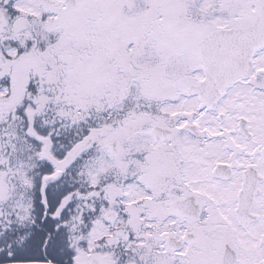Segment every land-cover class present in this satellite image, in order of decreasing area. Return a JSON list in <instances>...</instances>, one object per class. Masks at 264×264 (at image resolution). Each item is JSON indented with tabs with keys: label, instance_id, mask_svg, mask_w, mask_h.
Returning <instances> with one entry per match:
<instances>
[{
	"label": "snow or ice",
	"instance_id": "obj_1",
	"mask_svg": "<svg viewBox=\"0 0 264 264\" xmlns=\"http://www.w3.org/2000/svg\"><path fill=\"white\" fill-rule=\"evenodd\" d=\"M0 264H264V0H0Z\"/></svg>",
	"mask_w": 264,
	"mask_h": 264
}]
</instances>
